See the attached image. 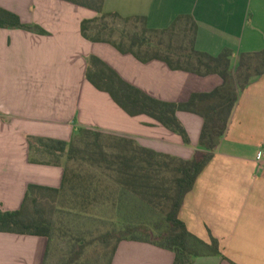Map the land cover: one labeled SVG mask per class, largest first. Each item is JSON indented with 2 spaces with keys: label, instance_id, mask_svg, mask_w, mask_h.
Returning a JSON list of instances; mask_svg holds the SVG:
<instances>
[{
  "label": "crops",
  "instance_id": "obj_1",
  "mask_svg": "<svg viewBox=\"0 0 264 264\" xmlns=\"http://www.w3.org/2000/svg\"><path fill=\"white\" fill-rule=\"evenodd\" d=\"M42 34L0 27V210L21 208L30 184L60 188L64 165L46 163L40 142L71 141L79 128L135 139L157 152L190 159L200 149L204 119L179 110L190 144L148 114L130 115L88 78L96 55L127 82L151 97L185 103L193 93L222 83L217 74L174 70L162 60L143 62L106 42L82 34L83 19L97 12L67 0H0ZM104 10L143 15L151 28L168 27L191 14L199 29L198 50L218 55L264 49V0H105ZM264 75L240 95L215 156L198 176L180 218L195 235L220 243V255L196 257L192 264H264ZM48 238L0 232V264H44ZM49 260V253H48ZM175 253L144 241L123 240L111 264H173Z\"/></svg>",
  "mask_w": 264,
  "mask_h": 264
},
{
  "label": "trees",
  "instance_id": "obj_2",
  "mask_svg": "<svg viewBox=\"0 0 264 264\" xmlns=\"http://www.w3.org/2000/svg\"><path fill=\"white\" fill-rule=\"evenodd\" d=\"M97 12L93 18L82 20L85 38L106 42L122 53H131L139 60H162L171 69L185 70L201 76L217 74L222 83L209 92L193 93L185 103H171L155 99L127 82L120 74L96 55L89 57L87 78L100 90L108 92L130 115L148 114L173 132L181 135L186 144L189 134L177 117V111L199 114L204 119L199 147L192 158L157 152L139 144L135 139L79 128L71 141L50 138H29L40 142L49 160L61 164L83 154L84 162L78 168L64 164L60 188L30 184L20 209L0 210V232L44 236L48 238V253L55 223L48 218L45 201L58 202L67 215L78 210V215H91L97 210L113 206L118 218L112 219L110 229L102 233L88 232L90 238L77 236L71 242L67 258L60 264H79L89 247L105 248L102 259L111 264L118 244L123 240L144 241L175 253L173 264H192L196 257L220 255V243L211 237L206 242L193 234L180 218L187 194L192 191L198 176L215 156L225 136L230 118L241 93L257 78L264 75V49L240 54L236 66L232 64L233 51L225 49L212 55L197 49L198 23L193 15H178L165 28H151L143 15L123 16L104 10L105 0H67ZM0 27L21 28L45 34L36 24L22 21L21 17L0 6ZM94 132L114 142L106 148L99 140L87 141L84 148L76 144L81 132ZM59 209V208H58ZM142 212L137 221L132 215ZM129 213L125 219L124 215ZM122 218H121V215ZM115 239L114 244L112 241ZM95 253V251H94ZM96 254V253H95ZM86 261L82 264H91ZM93 264H98V260Z\"/></svg>",
  "mask_w": 264,
  "mask_h": 264
},
{
  "label": "rangeland",
  "instance_id": "obj_3",
  "mask_svg": "<svg viewBox=\"0 0 264 264\" xmlns=\"http://www.w3.org/2000/svg\"><path fill=\"white\" fill-rule=\"evenodd\" d=\"M94 140H99L102 144L105 145L106 148H110L108 144L114 142L113 139L106 137L105 135L102 137H98L94 132H81L76 137V144L80 148H84L86 146L87 141L93 142ZM262 149V163L261 165L264 166V145L261 147ZM67 156L64 155L61 161L64 164H68L71 168H78L80 162L85 163V167L87 163L83 159V154H78L76 159L69 161L67 160ZM43 206L48 211V218L52 219L55 223V230L53 233V238L51 241V248L49 252V260L48 264H60L64 259L67 258V252L70 250L72 240L77 236L88 237V232L94 233H102L108 231L111 227L110 223L112 219L118 218L116 211H114L113 206H108L104 210H97V217L99 219L94 220L93 216L91 215H78L80 212L78 210H73L70 215H67L65 211L60 210V206L58 202L53 201H45ZM59 208V209H58ZM126 214V213H125ZM121 215V214H120ZM130 214L127 213L124 215L125 219ZM145 214L142 212L135 213L132 215L133 219H138L144 217ZM122 218V215H121ZM115 239L112 241V245L114 244ZM105 248H98L97 250L93 247H89L86 249L85 253L81 256V260L78 261L79 264L86 261V257L89 259L88 262L93 264L95 261L98 260V264H106V260L103 258L101 254H103ZM95 251V253H94ZM76 264V263H74Z\"/></svg>",
  "mask_w": 264,
  "mask_h": 264
}]
</instances>
